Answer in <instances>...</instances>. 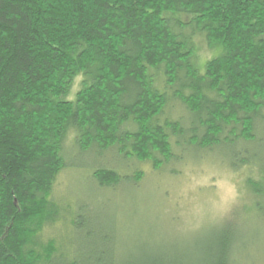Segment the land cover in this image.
I'll return each instance as SVG.
<instances>
[{
	"label": "trees",
	"instance_id": "16d2710c",
	"mask_svg": "<svg viewBox=\"0 0 264 264\" xmlns=\"http://www.w3.org/2000/svg\"><path fill=\"white\" fill-rule=\"evenodd\" d=\"M185 150L244 170L264 228V0H0V264H242L258 238L226 228L120 255L111 228L58 234L71 151L113 154L89 173L107 196Z\"/></svg>",
	"mask_w": 264,
	"mask_h": 264
},
{
	"label": "rangeland",
	"instance_id": "374dc122",
	"mask_svg": "<svg viewBox=\"0 0 264 264\" xmlns=\"http://www.w3.org/2000/svg\"><path fill=\"white\" fill-rule=\"evenodd\" d=\"M197 46L195 65L204 73L206 60L220 49L210 51L202 40H198ZM71 138L72 135L67 140ZM183 152L185 158L175 161L168 169L157 171L148 164L137 165L144 172L137 188L122 183L104 196V190L99 191L91 183L90 174L111 160L113 154L71 151L65 158L70 166L58 175L53 190V198L64 208L63 218L56 225L58 234L73 232L70 222L75 218L84 233L111 228L121 241L117 246L120 255L123 246L132 251L137 246L165 244L193 249L208 234L226 228L234 233L236 248L243 241L258 238L246 246L242 264L247 263L245 256L249 264H264V228L254 221V202L244 183L245 171L232 170L213 151L205 157L190 150ZM85 202L91 209L87 205L80 210ZM52 235L53 232H44L43 237Z\"/></svg>",
	"mask_w": 264,
	"mask_h": 264
}]
</instances>
